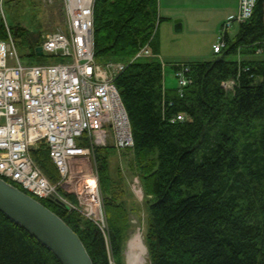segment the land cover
Here are the masks:
<instances>
[{"label": "trees", "instance_id": "obj_1", "mask_svg": "<svg viewBox=\"0 0 264 264\" xmlns=\"http://www.w3.org/2000/svg\"><path fill=\"white\" fill-rule=\"evenodd\" d=\"M162 19L159 0H95V59L125 64L115 84L133 133L129 164L149 203V264H264V0H256L234 37L225 34L212 59L183 63L191 81L182 92L164 85L156 45ZM9 26L19 49L30 48L25 57L41 60L35 47L42 38L20 24ZM145 47L151 54L136 57ZM231 79L233 88H225ZM178 114L184 119L173 121ZM118 150L95 146L108 237L77 210L38 198L79 234L94 264H111L108 240L116 264H123L132 226L123 173L112 174ZM33 157L58 179L47 150ZM0 264L62 263L0 210Z\"/></svg>", "mask_w": 264, "mask_h": 264}, {"label": "built area", "instance_id": "obj_2", "mask_svg": "<svg viewBox=\"0 0 264 264\" xmlns=\"http://www.w3.org/2000/svg\"><path fill=\"white\" fill-rule=\"evenodd\" d=\"M94 4L95 0H64L66 28L43 34L37 45L43 48L41 60L28 63L23 62L0 0L7 30V38L0 39V177L37 199H55L77 210L105 233L108 223L95 146L107 143L108 125L116 146L131 147L134 139L115 84L125 64L95 59ZM255 4L256 0H240L238 14L224 29L249 19ZM224 46L221 33L213 50L220 52ZM150 54L145 47L136 57ZM188 70L185 64L176 69L181 92L191 81ZM234 83L231 79L223 85L232 89ZM41 149L56 166V181L33 157Z\"/></svg>", "mask_w": 264, "mask_h": 264}, {"label": "rangeland", "instance_id": "obj_3", "mask_svg": "<svg viewBox=\"0 0 264 264\" xmlns=\"http://www.w3.org/2000/svg\"><path fill=\"white\" fill-rule=\"evenodd\" d=\"M221 2L222 0H205L204 11L206 15L203 17V21H196L185 30V35L183 36L185 39L184 44L180 41L173 44L172 38H169L165 43L169 50L190 52L191 55L190 57L189 54L183 53L179 54L177 58H162L165 64L164 85L167 88L179 86V79L175 75V69L172 63L174 60H209L215 56L212 51V43L218 39L222 28L216 35L214 34L215 30L213 29L214 26H212V23L215 22L221 10ZM4 10L6 21L10 25L20 24L27 27L32 31L31 37L35 39L42 38L43 34L56 29H65L67 26L64 0H6ZM238 26L237 23H234L231 27L232 29H230V33H235L238 30ZM19 51L24 56L23 62H37L38 58L25 57L30 51L28 46L22 47ZM106 127L109 133L107 143L101 142L98 144L113 145L119 149L111 157L112 174L118 177L119 172L121 174L123 173L126 189L125 199L131 209L130 217L132 226L129 230V238L123 248V264H149L148 248L145 242L149 203L145 198L143 186L137 172L129 164L132 155L126 150L127 148H119L114 144L115 142L112 138L109 125ZM105 235L107 237L109 236V227L106 229ZM107 243L110 263L116 264V259L110 250L109 240Z\"/></svg>", "mask_w": 264, "mask_h": 264}, {"label": "water", "instance_id": "obj_4", "mask_svg": "<svg viewBox=\"0 0 264 264\" xmlns=\"http://www.w3.org/2000/svg\"><path fill=\"white\" fill-rule=\"evenodd\" d=\"M43 55L42 46L36 47ZM0 210L50 249L62 264H94L79 234L39 199L0 177Z\"/></svg>", "mask_w": 264, "mask_h": 264}, {"label": "crops", "instance_id": "obj_5", "mask_svg": "<svg viewBox=\"0 0 264 264\" xmlns=\"http://www.w3.org/2000/svg\"><path fill=\"white\" fill-rule=\"evenodd\" d=\"M239 1L240 0H222L221 10L216 17L215 22L212 23V26H214L213 29L215 30L214 34L217 35L218 32H220V29L227 20L235 17L239 9ZM204 4L205 0H159V14L163 19L159 24L156 45L158 55L161 59L163 57L177 58L179 57V54L183 53L189 54L191 57L190 52L169 50L165 43L169 38H172L173 44L179 41L184 44L185 39L183 36L185 35V30L191 26L192 23L196 21H203V17L206 15V12L204 11ZM230 29L227 30V33L234 37L238 30L231 34ZM215 41L216 40H214L213 43ZM195 60L198 59L174 60L172 63L175 64L178 62H189Z\"/></svg>", "mask_w": 264, "mask_h": 264}]
</instances>
